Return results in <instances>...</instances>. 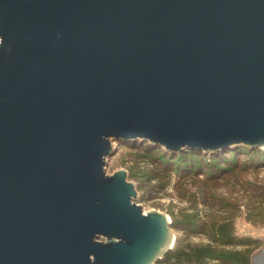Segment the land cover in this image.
I'll return each mask as SVG.
<instances>
[{"label":"water","instance_id":"water-1","mask_svg":"<svg viewBox=\"0 0 264 264\" xmlns=\"http://www.w3.org/2000/svg\"><path fill=\"white\" fill-rule=\"evenodd\" d=\"M113 141L263 150L264 0H0V264L172 249Z\"/></svg>","mask_w":264,"mask_h":264},{"label":"rangeland","instance_id":"rangeland-1","mask_svg":"<svg viewBox=\"0 0 264 264\" xmlns=\"http://www.w3.org/2000/svg\"><path fill=\"white\" fill-rule=\"evenodd\" d=\"M145 142L113 141L115 153L107 160L105 172L125 170L127 181L136 187L135 202L142 211L152 209L168 217L174 237L172 248L188 243L208 244L210 241L205 234L187 231H197L214 216L225 217V223H231L235 239L259 240L263 245L264 149L252 151L243 146L244 150L239 149L234 155L220 151L226 160L220 167H215L219 163L209 162L208 153L201 157L181 154L183 158L178 155L173 159L162 153V149L149 150L150 143L146 145ZM180 159L188 163L182 165L186 167L180 168L182 171L177 169ZM193 161L200 162L194 173L201 174L186 175L187 167H191ZM225 172L230 174L225 175Z\"/></svg>","mask_w":264,"mask_h":264},{"label":"trees","instance_id":"trees-1","mask_svg":"<svg viewBox=\"0 0 264 264\" xmlns=\"http://www.w3.org/2000/svg\"><path fill=\"white\" fill-rule=\"evenodd\" d=\"M145 143L146 145L149 144L147 142ZM149 145V150L162 149L160 146H155L152 144ZM239 149L244 150L243 145L234 146L228 150H224L225 152L223 154L227 152H232L234 155V153ZM161 151L162 153L166 154L169 158L171 157L173 159H175V157H177L178 155H180L181 158H183L182 155H197L200 157L201 155H206L203 154V152L195 150H183L178 153H169L163 149ZM208 155L209 162L211 161L213 164H216L217 162L219 163L218 166L215 165V167H220V165L225 162L224 160H226L224 159V156L220 151L210 154L208 153ZM179 161L180 163L179 165H177V169L181 170L180 168H186L182 167V165L185 166L188 163H186V161H183V159H180ZM199 165V161L191 162V167H187L189 168L187 169L189 171L186 170L185 172L186 175L192 174L193 176H197L201 174L200 172L194 173L196 167H198ZM224 174L227 175L230 174V172H225ZM231 227L232 226L230 222H228L227 224L225 223V217L214 216L210 222L201 224V228H199L197 231L190 229L187 231L190 233L205 234L208 237V240L210 241L208 244L192 245L188 243L184 245V247L174 246V248H172L168 253H166L155 264H170L171 262L174 264H251L250 257L255 250L260 248V246L262 245L261 241L239 239L237 240L235 239V237H233L231 233ZM237 246L242 249H234ZM230 247L231 249H225Z\"/></svg>","mask_w":264,"mask_h":264}]
</instances>
